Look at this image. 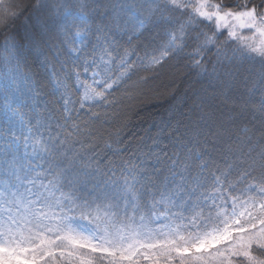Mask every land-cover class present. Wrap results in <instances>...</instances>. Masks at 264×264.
<instances>
[{
	"label": "snow or ice",
	"instance_id": "6c2138e0",
	"mask_svg": "<svg viewBox=\"0 0 264 264\" xmlns=\"http://www.w3.org/2000/svg\"><path fill=\"white\" fill-rule=\"evenodd\" d=\"M0 37V264H264V0H0ZM169 67L191 104L134 131Z\"/></svg>",
	"mask_w": 264,
	"mask_h": 264
},
{
	"label": "trees",
	"instance_id": "16d2710c",
	"mask_svg": "<svg viewBox=\"0 0 264 264\" xmlns=\"http://www.w3.org/2000/svg\"><path fill=\"white\" fill-rule=\"evenodd\" d=\"M22 22L21 20L20 23ZM153 84L155 93L149 92L138 98L122 117L134 131L146 130L153 120L166 115L171 107L175 106L178 110L183 107L187 110L185 99L191 104V87L183 72H177L172 67L166 68Z\"/></svg>",
	"mask_w": 264,
	"mask_h": 264
}]
</instances>
